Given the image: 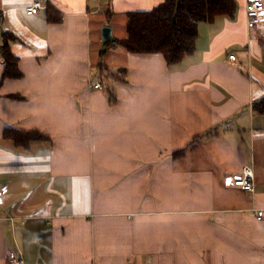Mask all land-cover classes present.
Listing matches in <instances>:
<instances>
[{"label": "crops", "instance_id": "obj_1", "mask_svg": "<svg viewBox=\"0 0 264 264\" xmlns=\"http://www.w3.org/2000/svg\"><path fill=\"white\" fill-rule=\"evenodd\" d=\"M33 1L0 0V48L7 35L22 72L3 77L0 49V264L10 251L24 264H264V114L252 106L264 11L249 28L235 0L169 65L111 40L116 14L126 30L127 12L163 0H39L30 13ZM7 128L46 137L19 143ZM245 165L253 192L224 184Z\"/></svg>", "mask_w": 264, "mask_h": 264}, {"label": "trees", "instance_id": "obj_2", "mask_svg": "<svg viewBox=\"0 0 264 264\" xmlns=\"http://www.w3.org/2000/svg\"><path fill=\"white\" fill-rule=\"evenodd\" d=\"M236 9L235 0H163L151 9L127 12L126 34L116 42L128 52L152 53L160 52L166 62L171 65L195 50L197 24L200 21H212L219 15H233ZM49 21H58L60 14L52 6H47ZM1 45L5 67L3 77H20L18 57L12 53L7 42ZM111 41H107L109 45ZM105 48H103L104 50ZM125 68L113 72L111 77H122ZM108 88V87H107ZM111 100L115 95L108 88ZM253 110L264 114V96L253 101ZM5 134L19 143L45 138L37 130L21 131L7 128Z\"/></svg>", "mask_w": 264, "mask_h": 264}, {"label": "built area", "instance_id": "obj_3", "mask_svg": "<svg viewBox=\"0 0 264 264\" xmlns=\"http://www.w3.org/2000/svg\"><path fill=\"white\" fill-rule=\"evenodd\" d=\"M43 7L41 1L34 0L32 4L27 6V10L30 13H37ZM264 11V0H247L246 2V14H247V26L249 28H254L261 22V15ZM230 59H235V55L230 54ZM94 88H103L104 86L101 82L94 83L92 85ZM224 184L227 186L236 185L241 189L253 192L254 191V172L251 166L245 165L240 172L234 174H227L224 176ZM8 192V187L6 185L0 186V197ZM264 215L263 210H258L256 212L257 218H262ZM8 259L11 264H24L23 258L15 251H10L8 254Z\"/></svg>", "mask_w": 264, "mask_h": 264}, {"label": "rangeland", "instance_id": "obj_4", "mask_svg": "<svg viewBox=\"0 0 264 264\" xmlns=\"http://www.w3.org/2000/svg\"><path fill=\"white\" fill-rule=\"evenodd\" d=\"M122 17H123V14H116L115 15V20H117V28L112 33L111 40L118 39V38H120L126 34L125 28H123V26L121 25V18ZM92 43H94V42H92ZM104 47H107V46H104ZM109 49H110V52L108 55H106L105 59L108 58L110 56V54L114 52V47H112L111 45L109 46ZM92 50H93V54L91 55V58H92V63H93V69H94V72L97 73L98 72V65H95L97 62V55H96L97 46L95 44H93ZM109 65H110V63H109ZM104 72H107V71L104 70ZM108 72H110V71L108 70Z\"/></svg>", "mask_w": 264, "mask_h": 264}, {"label": "water", "instance_id": "obj_5", "mask_svg": "<svg viewBox=\"0 0 264 264\" xmlns=\"http://www.w3.org/2000/svg\"><path fill=\"white\" fill-rule=\"evenodd\" d=\"M111 35V28L109 26H105L102 28V39L103 43H106Z\"/></svg>", "mask_w": 264, "mask_h": 264}]
</instances>
